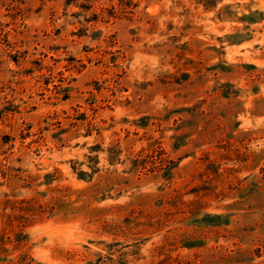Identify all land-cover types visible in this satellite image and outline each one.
Listing matches in <instances>:
<instances>
[{"label": "rangeland", "instance_id": "obj_1", "mask_svg": "<svg viewBox=\"0 0 264 264\" xmlns=\"http://www.w3.org/2000/svg\"><path fill=\"white\" fill-rule=\"evenodd\" d=\"M0 264H264V0H0Z\"/></svg>", "mask_w": 264, "mask_h": 264}]
</instances>
